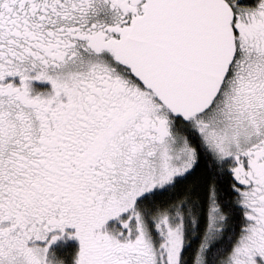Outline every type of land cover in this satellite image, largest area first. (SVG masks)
<instances>
[{
	"label": "snow or ice",
	"instance_id": "snow-or-ice-1",
	"mask_svg": "<svg viewBox=\"0 0 264 264\" xmlns=\"http://www.w3.org/2000/svg\"><path fill=\"white\" fill-rule=\"evenodd\" d=\"M0 264H264V0H0Z\"/></svg>",
	"mask_w": 264,
	"mask_h": 264
}]
</instances>
